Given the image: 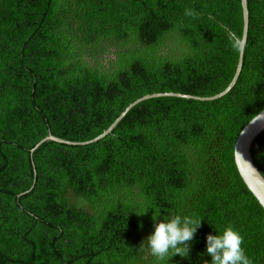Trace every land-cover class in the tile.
Returning <instances> with one entry per match:
<instances>
[{"label": "trees", "instance_id": "obj_1", "mask_svg": "<svg viewBox=\"0 0 264 264\" xmlns=\"http://www.w3.org/2000/svg\"><path fill=\"white\" fill-rule=\"evenodd\" d=\"M245 6L235 83L200 101L234 75L240 0H0V264H163L140 247L153 213L201 220L168 264H211L206 236L228 224L264 264V211L232 157L264 109V0ZM165 93L182 96L137 102L91 143L44 140L90 141ZM249 153L264 179V129Z\"/></svg>", "mask_w": 264, "mask_h": 264}, {"label": "clouds", "instance_id": "obj_2", "mask_svg": "<svg viewBox=\"0 0 264 264\" xmlns=\"http://www.w3.org/2000/svg\"><path fill=\"white\" fill-rule=\"evenodd\" d=\"M184 14L193 18L197 16L192 9H186ZM230 42L235 49H239L241 44L239 38L230 37ZM253 122L255 120L250 124ZM146 211L147 209L144 213ZM158 216L159 214L153 213L154 231L141 242L140 247H146L149 254L163 264H168L176 255L188 258L190 242L200 227L201 220L177 214L164 216L157 222ZM243 242L244 238L239 230L228 224L222 230H216V235L206 236V254L211 257V264H253L242 246ZM204 264H207V261Z\"/></svg>", "mask_w": 264, "mask_h": 264}, {"label": "water", "instance_id": "obj_3", "mask_svg": "<svg viewBox=\"0 0 264 264\" xmlns=\"http://www.w3.org/2000/svg\"><path fill=\"white\" fill-rule=\"evenodd\" d=\"M241 5V11H242V31H241V44L238 51V59L237 64L235 67L234 75L230 81V83L224 88L223 91L220 93L211 96V97H192L195 100L200 101H209L216 98L221 97L224 95L228 90L234 85L235 80L238 76L240 66H241V56H242V50L246 38V30H247V11L245 6V0H240ZM158 96H182L179 94L174 93H165V94H152L143 96L135 101H133L130 105H128L124 111L113 121V123L99 136L96 138L83 142V143H70L65 142L63 140H59L57 138H54L52 136H47L44 140H53L59 143H67V144H88L91 143L105 134H107L116 124V122L123 116L126 110H128L132 105L136 104L137 102L147 99L150 97H158ZM185 98H189L188 96H183ZM250 124V122L254 121ZM264 129V109H262L260 112H258L255 116H253L238 132L237 136L235 137L234 143H233V149H232V157L235 169L237 171L238 176L240 177L241 181L247 188V190L252 194V196L255 198V200L258 202L260 207L264 211V179L261 177V175L257 172L256 168L252 164L250 153H249V147L252 142V140Z\"/></svg>", "mask_w": 264, "mask_h": 264}]
</instances>
